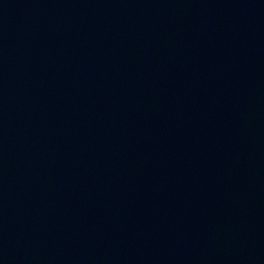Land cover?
Instances as JSON below:
<instances>
[{
	"label": "water",
	"instance_id": "obj_1",
	"mask_svg": "<svg viewBox=\"0 0 264 264\" xmlns=\"http://www.w3.org/2000/svg\"><path fill=\"white\" fill-rule=\"evenodd\" d=\"M164 264H264V0H255Z\"/></svg>",
	"mask_w": 264,
	"mask_h": 264
}]
</instances>
